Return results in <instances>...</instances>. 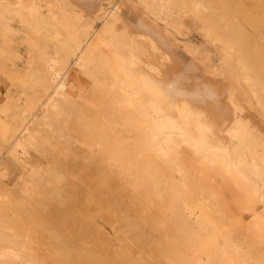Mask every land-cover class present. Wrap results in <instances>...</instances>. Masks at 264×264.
<instances>
[{"label": "bare ground", "instance_id": "obj_1", "mask_svg": "<svg viewBox=\"0 0 264 264\" xmlns=\"http://www.w3.org/2000/svg\"><path fill=\"white\" fill-rule=\"evenodd\" d=\"M242 3L114 0L105 6L101 0H0V36L12 31L10 21L17 18L45 47L30 55L27 73L3 72L17 77L24 96L14 104L10 96L14 91L10 92L0 109L7 121L0 115L4 123L0 133L10 153L24 160L31 145L41 144L39 132L49 135L59 117H63L59 125L64 124L57 127L61 133L55 132L56 138L51 130L49 135L56 138L52 140L59 150L70 154L62 138V134L68 136L67 131L83 145L81 159L73 152L67 165L60 164L59 153L50 154L57 174L65 180L53 185L49 174L41 187V193L54 198L49 204L44 202V208L52 209L54 215L62 211L55 218L64 222L63 227H68L72 214L86 212L91 205H106L113 212L116 230L121 227L123 231H116V236L135 235L132 240L137 244L154 234L164 237L162 246L169 252L170 264H264V135L238 116L241 106L233 93L236 87H246L264 108V50L258 48L256 56L250 55ZM85 8H94L91 13L84 11L94 16L83 22ZM186 14L198 17L205 37L230 58L229 75L240 86H231L228 95L223 92L227 106L219 101L214 110L213 86H197L187 75L196 53L191 46L189 59H184L177 44L180 40L174 36L177 32L183 36ZM5 38L12 40L10 35ZM12 74L4 76L17 80ZM59 138L62 141L57 144ZM11 201L4 200L19 209L20 202H15L16 207ZM84 215L79 227L88 237L92 223H85L90 220ZM4 220L0 217V264H42L36 248L31 251L18 233L3 229ZM55 224L52 238L60 227ZM62 226L58 233L63 238L57 235L61 241L55 244L59 248H53L60 253L66 246L68 252L62 251L70 259L72 245L62 247L67 236H62ZM101 245L92 247L104 252L100 260L93 255L97 264H132L128 246L108 254L110 245ZM93 258L87 255V261H92L88 264L96 263Z\"/></svg>", "mask_w": 264, "mask_h": 264}, {"label": "rangeland", "instance_id": "obj_2", "mask_svg": "<svg viewBox=\"0 0 264 264\" xmlns=\"http://www.w3.org/2000/svg\"><path fill=\"white\" fill-rule=\"evenodd\" d=\"M101 1H103L104 4L106 3L105 6H107V5L112 4V2L114 0H101ZM242 4L243 5L241 7L245 11V13H244L245 14V25L247 27V30L250 32L248 34V37H247V43H248L249 47L251 48L250 55L256 56L257 53L259 52L258 48L264 50V0H243ZM84 11H86V12L90 11V13H91V11H94V8H92V9L91 8H85V10L83 9V22H85L86 20L92 19V17L94 16V12H92V15H93L92 16L91 14L86 13ZM85 13H86V15H85ZM232 15L234 16L235 14L232 13ZM191 16H192V14H186L185 16H183L184 18L182 19L183 20L182 23L183 22L184 23H183L182 28H183L184 34L181 33V34H183V36L181 35L182 37L180 36V33H178V32H177L178 35L175 34L176 31L171 25L168 26V29L171 31H175V32H173V35L175 34L174 36H176V38H178L180 40L181 43L178 42L177 44L180 46L179 47V50H180L179 53L182 54L181 56H186L184 59H189L188 56H190V53H188L187 51H189L191 46H193V48H194L193 50L196 53L197 59H196L195 63L190 66L192 69L191 71H193V73L190 74V72H191L190 71V72H188L187 75L188 76L191 75L193 77L192 83L196 84L197 86H202L201 84H210L213 86L212 88L214 89V94L212 95L211 99L214 100L212 107L215 110V109L219 108V106H218L219 104H216L219 101H220V105H222V104H225L226 106L228 105V103H227L228 100H227L226 96H224V93H225V95L226 94L228 95V92H230V88H232L231 86H238L239 83H236V81L232 78V76L229 75L231 73L230 68H229L230 67L229 66V61H230L229 56L224 54V52L220 49V47L218 46L217 43H215V42L213 43V41L208 40V38L205 37V34L203 33L204 30L202 29V26H203L202 21L200 19H198V17L196 18L197 20L192 19L193 17L195 18V16H192V18H191ZM230 17H231V15H230ZM235 17L236 18L238 17L237 14L235 15ZM231 18H233V17H231ZM17 21H18L17 18L10 21L11 26L13 25L14 28L12 27V31L5 34L6 38L10 35L12 40L9 38V40L7 42L9 43V41L11 40L10 41L11 43L6 44L7 42H6V40H4L5 37L3 38L2 36H0V39H1L0 42H2V43H0V55H1L0 56V63L2 64V67H3L2 71L0 69V109L5 104V101H3V100H5L6 96L9 95L10 92H13V91L16 92L19 88L21 89V84L18 81L17 77L13 76L15 74V72L21 73V71H24V73H27L30 69V61H31L30 55H32L34 53L33 51H35V50H38V49L40 50V49L45 48L43 46V41L41 40V43H40V41L36 38L37 35L33 31L26 29L23 26L21 27V24L17 23ZM238 22H241V21H238ZM16 26H19V27H16ZM15 27H16V30H15ZM25 29L27 31H31V33L28 32V33H30V34H28ZM19 31H22V32L20 33ZM11 33H13V34H11ZM12 35H13V37H12ZM34 35H36L35 38H34ZM32 36L34 38V39H32L33 41L31 39H29ZM174 36L172 37L173 39H175ZM2 38H3V41H5V43L2 41ZM13 38H15L14 41H13ZM178 39H175V40L179 41ZM183 41H184V43H183ZM22 42H24V44ZM35 42H36V44H35ZM37 42L39 43L38 47H37ZM47 49H48V47H47ZM13 52L16 53L20 58L16 54H15L16 55L15 56ZM11 54L13 55L14 58H12ZM197 60H198V63H197ZM2 61L4 63H2ZM23 63H24V65H23ZM203 63H204V65H203ZM11 66H13V67H11ZM2 67H0V68H2ZM9 68H10V70H9ZM19 68H20V70H19ZM207 68L209 69V71L207 70ZM11 69H13L14 71L16 70V71L14 72ZM186 70H187V68H186ZM4 71L6 72V75L8 72L9 73L11 71L14 72V74L11 73L12 78H16L17 80H12V79L9 80V78H11V74H10V76H6L5 73H3ZM24 73H22V74H24ZM4 75L6 77H9V78L7 79ZM231 78H232V80H230ZM233 80L235 82H233ZM234 83L236 85H234ZM240 88L236 87V90L233 91V93L236 96L237 102H239L240 106L242 107V108L240 107V113L238 116L241 115L240 118L243 121H245L247 123L249 121L251 123L250 124L251 126L254 125L252 127L258 132L259 135H261V133H262V135H264V108L260 107L261 105L256 103L255 98L250 93L248 88H246V87L244 88L243 86ZM20 89L16 93L13 92L15 95L13 93H12L13 95L10 94V96H13V98L15 100L14 104H16V101L19 102L21 99L23 100V98H24V96H22L20 94ZM232 89H231V91H232ZM7 91H8V94L6 93ZM16 97H17V99H16ZM18 99H19V101H18ZM258 107H259V109L262 108V110L259 111ZM241 109H242V111H241ZM0 115H2V117L0 116L2 121L4 120L3 122L6 123L7 122V121H5L6 117L3 116V113H0ZM59 118L61 119V117H59ZM60 119L57 123L54 124L53 127L55 129L54 128H52L50 130L48 129L50 131V132H48L49 135H51L53 133L51 130H54L53 134H55V132L57 133L60 131V129L57 127H60V128L64 127V124L62 126H60L62 123L60 121H62L63 117L61 120ZM2 121H1V123H2ZM1 123H0V125L3 126L2 124H4V123H2V124ZM59 123H60V125H59ZM42 126L43 125H41V128H44V127L46 128V126H43V127ZM0 129H2V127H0ZM0 132L3 133V129H2V131L0 130ZM1 133H0V146H1L0 147V194H1L0 195V206H1L0 207L1 208L0 214H2V215L0 217L3 218V220L5 219L4 221H6L5 226H4L5 228H3V229L8 230V232L18 233L17 235L18 236L20 235L23 243L25 245H28V248L29 249L31 248L30 249L31 251L35 252L37 249V251H36L38 253L37 256H38V259L40 260V262L42 264L44 262H46L44 264H48V263L52 264L53 262L55 264H57V263H60V260H62L61 264L64 263L63 261H65V263L71 264L70 263L71 261L69 262V260H73L74 264L92 263V261L91 262L87 261L88 259H90V258L87 259V255H89V257H91V258H93V255H94V256H96V258H95L96 260H97V258L100 260L101 255H102L101 253H104V252L101 249H97V250H95V249L97 247L100 248L101 243L104 245H108V246L110 245L109 247L105 246V247H108V249H109V251H108L109 253L107 252L108 254L112 253L111 250L114 252H117V250L121 251V250H123L122 249L123 247L128 246L129 248L128 247L127 248L129 249L128 250L129 255H127V257L130 256V257H132V260L134 259L133 260L134 262L132 261V264H170L169 256H168L169 252L166 253L165 251H167V250H165V247L162 246V245H165V243L162 242L163 240L165 241L164 237H161V236L154 234L153 236L151 235L152 237L149 236L147 238V240H145V241L143 240V243L139 241L140 243L137 244L136 242L133 243V240H132L133 239L132 237L135 235L127 234L125 236L123 234V237H121L122 236V234H121V236L120 235L116 236V235H118L119 232L123 233V231H122L121 227L119 228L121 230H119L118 228L116 230L117 226H116V222L113 218V212L106 205H100V206L91 205L88 207L87 210H85L86 212L83 211V213L72 214L68 220V227L70 226L71 230H67V233H66V229L68 227L65 225L64 226L65 228H64L62 226V225H64V222L59 221L60 220L59 218L56 219L58 216H60L62 214L61 213L62 211L58 212V213H61L60 215H58L57 212H56L57 215H54V213H52L53 212L52 209L44 208V205H43L44 202L49 204L54 199L52 197V195L49 193L48 194L46 192L41 193V187L48 182V180L46 181V178H48L49 174L53 176L52 178L55 177L54 179L50 178L51 179L50 183L53 185L61 184L65 180L64 177H62L60 174L59 175L57 174L58 173L57 172V166H55L52 163V160L50 161V159H51L50 154L59 153L60 159H61L60 164H63V165H67V162H69L68 159L70 158V154L72 157L73 152H76L78 154V158L81 159V152H82L81 150L83 148V145L80 143L79 140H77L75 134H73V133L69 134L68 131L66 132V133H68V136L66 134H62V138L66 139L69 146H70V154H67L66 152L60 151L59 150L60 146H57L56 143L53 141L54 139L57 138L56 136H59V134L58 135L57 134L52 135L53 137H56L54 139L52 138L53 139L52 140L49 138L50 137L49 135H45L46 132H43L44 135H43V133L39 132V134L42 135V137L40 135L38 137L39 138L38 143L41 142V144H38L39 147L36 145L37 143L35 145H31L30 148H28L27 156L26 155L24 156L25 159L24 160H16V158L13 157L12 154L10 153L11 149L8 148V143L5 140L4 135ZM59 133H61V131ZM2 135H3V137H2ZM60 140H61V138H59L55 141H57V144H58V142ZM59 144L61 145V143H59ZM71 147H72V149H71ZM36 170H37V172H36ZM93 180L94 179L92 178V181ZM36 190L39 192L36 193ZM5 194L6 195L9 194L10 196L12 195V199H10L11 197H9V196H8L9 198L6 197ZM2 195H4L5 197ZM40 195H42V196H40ZM48 195H49V197H48ZM37 196H39V199ZM43 197L45 198L44 200H43ZM51 197L53 199H51ZM7 199H9V200H7ZM4 200L5 201H11L12 200L10 202V204L14 201V205L16 204L15 202H18V203L20 202V204H18V205H20V207L15 205L19 209H15V210H17V211H15L14 209H12L10 207L9 203L7 202L9 205L8 206L7 203L4 202ZM21 201H22V204H21ZM1 203L4 205H2ZM41 203H42V205H41ZM22 205H24L25 208ZM2 206H4V207H2ZM6 206H7V208H5ZM16 207H14V208H16ZM21 207L24 209H22ZM11 211L14 215L11 214ZM51 214L54 216H51ZM82 215H84L83 217H85L87 220H90V222L84 221L85 223H87V222L92 223L90 225L91 227H88L89 229H91L90 230L91 233L88 230V228L86 229V231L88 230V232H89L88 237L83 236V229L79 227L80 222H83L80 219L82 217ZM12 216H14V217H12ZM50 217H52V218H50ZM52 220H54V222L56 220H58V222L56 221L55 223L56 224L59 223L58 225H60V227L62 226V228H61L62 233H63L62 236H64V234L67 235L66 238L64 236L65 240L62 241V242L65 241L66 243L64 242V244L63 245L61 244V245H62V247H64L65 244L72 245V246L67 245V248L69 246V248H68L69 253L68 254H70V251H71L72 254L70 255V257L72 259L71 258L69 259V255H67V257H66V254H67L66 252H68V251H66L67 250L66 246H65V248H63L66 252L62 251L63 249L60 252L62 254V256L58 252L60 250L53 248L57 245L58 246L60 245V244H57V245H55V244L58 242L60 243V241L62 240L63 237H61L60 232L58 233V229L60 227H58L54 222H52ZM33 221L38 222V223H35ZM47 223H48V225H47ZM49 223L52 225H50ZM53 224H55V226H57V228L55 227L57 229V235H59L61 237V240H58L57 238L59 236L54 234L53 238L55 239L57 237L56 238L57 240L55 239L56 242H54V243H52L54 240L52 238V232L53 231L51 228L52 226L54 228ZM97 224H98V226H97ZM92 226H94V227H92ZM63 228L65 229V231ZM116 231H118V233H116ZM68 232L71 235H69ZM69 236H71V238ZM67 237H69V239ZM97 239H99L101 241V243L99 242L100 245H99V243H97ZM93 240H94V242H93ZM95 241H96V244H98V245L94 244V246H93V243H95ZM144 242H146V243H144ZM50 243L54 244V246ZM112 243H113V245L116 246V248L112 247V245H111ZM131 243H133V244H131ZM87 246H91L92 250L94 249L92 247H95V249L92 251L91 249H89L90 247L85 248ZM34 248H36V249H34ZM86 249L87 250L89 249L94 253L89 252ZM96 251L99 253H97ZM161 251L162 252L164 251L166 255L164 254V252L160 254ZM86 252H89V254H87ZM91 253H92V256H90ZM34 254L36 255V253H34ZM163 255H165V257ZM48 256H50V259L52 256V260H54L53 259V257H54L55 261H53L51 263L49 260H47V259H49ZM45 258L47 261L45 260ZM95 259L93 258V261H96ZM97 263L98 262L96 261L95 264H97ZM127 263H129V262H126V264Z\"/></svg>", "mask_w": 264, "mask_h": 264}]
</instances>
